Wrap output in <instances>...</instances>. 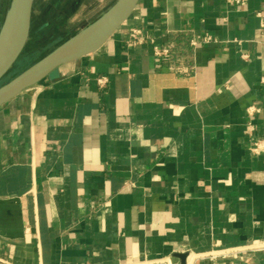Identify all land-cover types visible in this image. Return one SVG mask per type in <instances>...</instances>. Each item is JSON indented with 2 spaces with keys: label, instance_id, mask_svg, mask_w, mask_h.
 <instances>
[{
  "label": "crops",
  "instance_id": "0c3cea01",
  "mask_svg": "<svg viewBox=\"0 0 264 264\" xmlns=\"http://www.w3.org/2000/svg\"><path fill=\"white\" fill-rule=\"evenodd\" d=\"M116 1L34 0L29 38L51 52ZM263 139L264 0H139L0 106V263L210 264L264 243Z\"/></svg>",
  "mask_w": 264,
  "mask_h": 264
},
{
  "label": "water",
  "instance_id": "95a60500",
  "mask_svg": "<svg viewBox=\"0 0 264 264\" xmlns=\"http://www.w3.org/2000/svg\"><path fill=\"white\" fill-rule=\"evenodd\" d=\"M33 1H9L0 26V81L18 61L27 44ZM138 2L139 0H117L96 20L0 85V106L36 86L60 66L95 53L126 23Z\"/></svg>",
  "mask_w": 264,
  "mask_h": 264
},
{
  "label": "rangeland",
  "instance_id": "374dc122",
  "mask_svg": "<svg viewBox=\"0 0 264 264\" xmlns=\"http://www.w3.org/2000/svg\"><path fill=\"white\" fill-rule=\"evenodd\" d=\"M9 1L10 0H0V26L2 24ZM49 36L50 34L46 32H41L38 34L32 33L20 58L13 65L6 76L0 81V85L4 84L8 79L11 80L17 74L28 68L33 63L37 62L48 50L54 48L53 45L48 43L50 38Z\"/></svg>",
  "mask_w": 264,
  "mask_h": 264
},
{
  "label": "built area",
  "instance_id": "2783aa9c",
  "mask_svg": "<svg viewBox=\"0 0 264 264\" xmlns=\"http://www.w3.org/2000/svg\"><path fill=\"white\" fill-rule=\"evenodd\" d=\"M230 2H236V3H244L246 0H228ZM139 34V31L134 30L132 32L131 37L135 39V37ZM192 46H196L197 43L195 41L191 42ZM156 55H166L167 50L166 49H155ZM250 152L254 155H258L260 153H264V139L257 141L253 143L250 148ZM247 252H264V243L261 244H252L248 245L246 247L242 248H234V249H229V250H221L220 252L217 253H209L206 255H202L199 257L200 260H208L210 264H220L219 259H225L230 256H242L243 254Z\"/></svg>",
  "mask_w": 264,
  "mask_h": 264
},
{
  "label": "trees",
  "instance_id": "16d2710c",
  "mask_svg": "<svg viewBox=\"0 0 264 264\" xmlns=\"http://www.w3.org/2000/svg\"><path fill=\"white\" fill-rule=\"evenodd\" d=\"M50 50H51V49H50ZM50 50H48L45 54H43V55L41 56V58H42L43 56H45L46 54H48V52H50ZM9 80H10V79L6 80L5 83L8 82Z\"/></svg>",
  "mask_w": 264,
  "mask_h": 264
}]
</instances>
